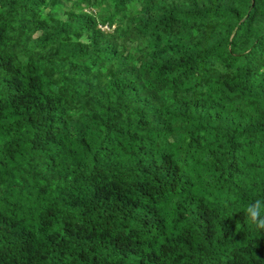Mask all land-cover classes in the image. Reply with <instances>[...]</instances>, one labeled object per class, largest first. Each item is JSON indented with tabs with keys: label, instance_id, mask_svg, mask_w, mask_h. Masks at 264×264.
Wrapping results in <instances>:
<instances>
[{
	"label": "trees",
	"instance_id": "1",
	"mask_svg": "<svg viewBox=\"0 0 264 264\" xmlns=\"http://www.w3.org/2000/svg\"><path fill=\"white\" fill-rule=\"evenodd\" d=\"M257 198L264 0H0V264H264Z\"/></svg>",
	"mask_w": 264,
	"mask_h": 264
},
{
	"label": "clouds",
	"instance_id": "2",
	"mask_svg": "<svg viewBox=\"0 0 264 264\" xmlns=\"http://www.w3.org/2000/svg\"><path fill=\"white\" fill-rule=\"evenodd\" d=\"M245 220L258 230H264V198H257L243 210Z\"/></svg>",
	"mask_w": 264,
	"mask_h": 264
},
{
	"label": "rangeland",
	"instance_id": "3",
	"mask_svg": "<svg viewBox=\"0 0 264 264\" xmlns=\"http://www.w3.org/2000/svg\"><path fill=\"white\" fill-rule=\"evenodd\" d=\"M104 28H105V27H104ZM104 28H103V29H104Z\"/></svg>",
	"mask_w": 264,
	"mask_h": 264
}]
</instances>
